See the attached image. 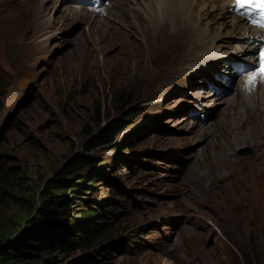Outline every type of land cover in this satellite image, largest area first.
Returning <instances> with one entry per match:
<instances>
[{
	"label": "rangeland",
	"instance_id": "374dc122",
	"mask_svg": "<svg viewBox=\"0 0 264 264\" xmlns=\"http://www.w3.org/2000/svg\"><path fill=\"white\" fill-rule=\"evenodd\" d=\"M6 1L10 6H0V239L21 229H33L44 218L59 224L63 232L72 231L69 235L79 234L70 249L60 244L43 248L34 240L29 249L32 254L20 264L82 263L100 248L109 249L94 255L96 264H264V155L254 157L264 142L263 117L258 113L242 125L233 119L229 127L230 133L241 138L261 124L257 130L262 134L256 143L238 148L227 147L224 141L219 142L222 148L213 144L229 137L230 133L223 137L216 133H222L230 122L217 126L224 121L225 113L216 116L215 102L222 100L210 103V99L215 87L224 88L233 81L220 65H226L222 57L233 60L228 55H234V44L242 41L227 36L222 40H230L225 46L220 45L222 41L213 48L205 43L202 53L199 50L181 69L173 65L182 62L189 43L182 46L173 42L179 45L178 50H160L149 61V78L148 72L126 76L127 65L123 63H114V70H92L90 57L99 54L92 29L99 21H86L80 5L64 13L65 2L0 3ZM137 1L143 5L141 8H145L144 2H151ZM215 18L213 14L210 20ZM222 19L231 22L236 18L225 14ZM208 21L203 22L204 28ZM216 25L209 26L214 30ZM158 27L161 33L156 40H166ZM112 32L121 41L99 60L116 52L127 60L125 46L147 47L142 36L135 35L132 40ZM248 33L239 32L245 38ZM143 35L149 37L150 33ZM76 38L82 42L77 43ZM204 53L222 57L208 61L203 59L207 57ZM87 56L88 63L84 59ZM213 60L216 63H211ZM206 106L215 112L208 116H216L210 120L212 131L198 126L188 115L191 109ZM235 111L238 113L239 107ZM120 118L124 128H119L112 142L85 150L93 136ZM192 124L197 126L190 129ZM213 134L215 137L210 138ZM198 139L202 141L195 144ZM233 141L237 142L236 138ZM168 150L183 156L186 151L193 158L183 179L147 170L154 157ZM79 153L98 162L82 171V181L71 177L74 188L63 191L72 204L70 217H30L43 204L38 197L46 181L54 179ZM119 187L127 192L121 195ZM130 191L137 196L136 203L127 199ZM108 205L115 209L113 214L107 213ZM91 207L100 212L83 214ZM44 212L47 214V209ZM100 218H105L109 226L90 247H84L85 232Z\"/></svg>",
	"mask_w": 264,
	"mask_h": 264
},
{
	"label": "bare ground",
	"instance_id": "6f19581e",
	"mask_svg": "<svg viewBox=\"0 0 264 264\" xmlns=\"http://www.w3.org/2000/svg\"><path fill=\"white\" fill-rule=\"evenodd\" d=\"M32 1L35 2L34 0ZM41 1L43 2L45 0H41ZM57 1L58 0H55V2ZM67 1H74V2L79 1V2H85L88 4L92 3L93 5H95V0H67ZM220 1L221 0H151L150 3L144 2V5L145 3L147 4L145 8H141L143 7V5L139 3L137 0H116L115 2L112 3L111 8L105 14L101 11L100 5L94 6V9L92 11L85 10L84 11L85 15L83 16L85 17L86 21L88 22L90 21L91 23H94L95 20L99 21L97 23L96 29H92L93 32L96 33L95 40L99 43V54H94L93 57L87 56L84 59L88 63L89 57H90V63H91L92 70H97V71L114 70L113 68L114 63H116L117 65L118 64L120 65L121 63H123L122 65H127L126 67H127L128 73L126 76H129L132 73L134 74L140 73V74L146 75L148 72L146 76H148L149 78V71H150L149 61L152 58H156V56L159 55L160 50L166 51L170 48L178 50L179 45H173V42H178L182 46H184V43H189L185 52H183L184 59L182 60V62L173 65L174 68L181 69L184 66L188 65L193 60L194 56H196L197 52L201 50V47L205 43H207L209 46L212 47L218 41H222L223 38H226L227 36H233V38L239 39L240 42L242 41V44L241 43L234 44L235 49L228 47L229 49H232L233 51L237 50V52H235L234 55H228V56H236L241 59H243V57H249L246 53L248 51L254 52L257 49V43L259 39L261 38L263 29L261 27H256V26L247 24L244 18L240 15H231L230 14L231 5L224 6ZM152 4L154 5L153 7L151 6ZM5 5L10 6L8 4V1L0 3L1 7ZM133 5H136V6H133ZM63 7L65 8L64 13H71L70 11L71 9H74V10L77 9V6L66 4V2L64 3ZM134 8L136 10L132 12V9ZM119 9H121V12L119 14H115V13H118ZM47 13H48L47 11L44 12V14H47ZM213 14L216 15V18L213 20L215 21L218 20L217 22L210 20V17ZM225 14L231 15L233 18H236V19L231 20V22H229V19L228 20L222 19V17ZM102 15L105 16L106 18H103ZM69 17L71 18V16ZM93 17L97 19H93ZM108 18H109V22L106 21ZM123 19L124 21L128 20L130 24L127 22H123L122 21ZM205 20L206 21L209 20L206 23V25H204L206 26V28H204L202 25ZM119 21L122 22V24H119L120 23ZM134 22H136L137 24ZM213 23L214 24L217 23L216 25L217 27H215L214 30H212L209 26L210 24L212 25ZM159 25L161 27V31L165 33L164 36L166 37L165 38L166 40L164 39L156 40V36L160 32V29L158 27ZM244 30L249 32L246 35V38L244 35L239 34V32L242 33ZM112 31H115L118 34V37L124 38V37L130 36L132 40H134L135 35L142 36V38L144 39L143 44L146 45L147 47L145 49H141L140 44L136 45V47L132 46L134 44L125 46L126 49L124 50L127 51V55H128L126 56L127 60H122L120 58L121 55L118 52L114 53L110 58L103 57L101 60H99L100 55L103 56L104 53H106V51L115 48L118 45V43L121 41L117 38V36ZM224 31L229 32L228 35H224L223 34ZM145 32L150 33L149 37H146L143 35L145 34ZM210 33H212V35H209ZM169 37H171L172 39L167 41ZM75 41L77 43H80L81 38L80 39L76 38ZM139 41L137 42L139 43ZM228 41L230 40L227 39L226 42L222 41L223 44H220V45L225 46L224 43H228ZM81 46L82 45L79 44V47ZM129 46H132L133 48L130 49ZM158 46H160V48H158ZM140 51L144 52V54L140 53ZM200 53H202V50L200 51ZM206 54L207 53H204V55ZM208 57L209 56L204 57L203 59H207ZM235 60L236 59L231 60L233 66H236L234 63ZM174 70H172L171 72H173ZM239 70H241L240 66H239ZM232 73L235 74L236 71H233ZM158 78L161 79L160 76H158ZM158 78L156 77L154 78V80L157 81ZM260 85L264 87V84H260ZM238 87H239V83L237 82L235 88L233 87V89L236 92V96H237L236 98L240 99L243 96L244 105L238 113L235 111V107L230 108L228 113L225 112L224 121L217 126H221V124L223 125L225 121H229L230 123L228 127H225L224 129H222V133H219V132L216 133L217 136L222 135L223 137L224 134L230 133L229 127L231 126V120L233 119H234L233 122H236V124L238 125H242L245 122H247L246 119L259 113V116L261 115V117H263V120H264V108L262 107V105L264 104V91H259L257 95L255 91H251L250 94H247L246 91L239 90ZM234 101L235 100H231L229 102V105L231 106L234 103ZM247 124L245 127L247 130H249L250 127L248 126L249 127L248 128ZM195 126L194 124H192L190 129L195 128ZM259 126H261V124H258L255 128L252 129V131H249L251 132L250 135L247 134L240 138V137H237L235 133H230L227 139H225L224 137L220 138L218 140H215L213 144L216 148H222L219 142H223V141L228 143L227 147H235L237 145H240L241 147L245 144H249L252 142L254 144L256 143L255 141L258 139V137H260V135L262 134V131L257 130V127ZM239 132L241 131L239 130ZM214 137H215V134L211 135L210 138H214ZM261 137H264V134H262ZM234 138H236L237 142H234L235 140L233 141ZM196 143L197 142H195V144ZM259 148L262 150V152L259 154L257 158H259L261 155H264V142H262L259 145ZM245 149H248V148H245ZM223 150L221 151V153L223 152ZM261 163L264 165V157L261 158ZM206 191L207 190H205V192ZM161 264H166V262L162 261ZM169 264H174V263L169 262Z\"/></svg>",
	"mask_w": 264,
	"mask_h": 264
},
{
	"label": "trees",
	"instance_id": "16d2710c",
	"mask_svg": "<svg viewBox=\"0 0 264 264\" xmlns=\"http://www.w3.org/2000/svg\"><path fill=\"white\" fill-rule=\"evenodd\" d=\"M123 124V118L114 119L107 127L102 129L96 136H93L92 139L86 143L85 150H94L101 145L112 142L115 136L118 134L119 128H124ZM97 162L98 161L96 158L85 156L80 153L72 157L61 168L54 179L46 181L40 196L38 197L39 200L43 201V204L39 208H36L34 212L30 213L29 216L67 218L70 212H72V204L68 199L64 198L65 194L63 191L72 190L74 188V184L69 181L71 177L76 180H81L82 171L86 168L96 165ZM91 208L84 209L83 214L92 212L94 213V211H97V213L100 212L98 208ZM45 209H47V214L45 212L42 213V211ZM106 210L107 213L113 214L115 209L112 207V205H108ZM44 219L41 220L42 222L33 229L28 231L21 229L15 234H12L11 237H3L0 239V264H20L22 260H25L29 257V255L32 254V251L29 249L32 248L34 245L33 241L36 239L40 247L43 248H50L54 247V245L57 246L60 244L61 246L65 245L63 249H70L79 234L74 236L69 235L73 232H63V229L61 226L59 227V224L48 223L49 220L44 221ZM100 219L101 220L99 222H92L90 227L85 232L86 235L83 236L84 247H90L91 243L95 241L96 237L100 235L106 229V227L109 226L108 224H105L107 223L105 218ZM34 221H36V219H34ZM67 226H65V228H67ZM108 249L100 248L95 251V253L87 256L84 262L74 264H96L97 257L94 255L97 253L104 254Z\"/></svg>",
	"mask_w": 264,
	"mask_h": 264
},
{
	"label": "snow or ice",
	"instance_id": "6c2138e0",
	"mask_svg": "<svg viewBox=\"0 0 264 264\" xmlns=\"http://www.w3.org/2000/svg\"><path fill=\"white\" fill-rule=\"evenodd\" d=\"M235 2L238 8L246 9V13L258 11L259 20L254 21V23L264 27V0H235ZM260 81H264V49L259 53V66L249 74L246 86L251 89Z\"/></svg>",
	"mask_w": 264,
	"mask_h": 264
}]
</instances>
